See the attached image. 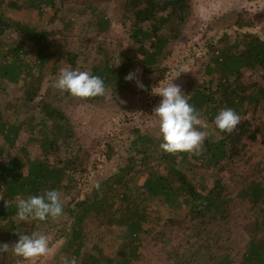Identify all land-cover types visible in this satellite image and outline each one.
Returning <instances> with one entry per match:
<instances>
[{
    "label": "trees",
    "instance_id": "obj_1",
    "mask_svg": "<svg viewBox=\"0 0 264 264\" xmlns=\"http://www.w3.org/2000/svg\"><path fill=\"white\" fill-rule=\"evenodd\" d=\"M116 2L122 6L120 21L129 33L127 48L118 57L121 64H116L115 56L102 54L99 62L86 68L89 72L81 85L73 82L62 89L66 96L96 102L109 92L118 99L134 91L132 71L137 67L142 69V93L166 78L168 68L163 65L169 47L181 38L193 0ZM45 8L51 22L62 24L57 40L48 31L13 18L21 11L37 10L43 15ZM110 9L101 0H0V40L5 30L12 29L15 35L14 46L0 51V79L21 83L20 103L26 113L29 107L38 109L35 123L9 120L0 112V260L13 250L36 251L42 243L41 228L60 221L69 225L59 236L66 243L61 261L51 264H133L141 259L147 226L180 224L173 219L162 223L159 204L171 212L184 211L186 219L208 227L227 224L232 206L240 201L250 211L246 244L238 257L229 250L212 252L208 264H264V157L254 162L244 142L257 140L254 126L259 117L264 125V76L261 82L245 81L246 72L264 75V25L256 30L254 19L241 13L227 25L229 34L205 41L201 76L178 90L159 137L136 130L127 163L116 175L98 182L85 199L79 198L87 171L85 153L76 142L70 119L60 109L42 99L35 104L41 81L21 54L30 57L32 52L24 50L30 42L38 48L33 63L40 69L52 60V72L62 65L71 71L83 66L79 63H86L87 55L69 45L62 49L57 42L83 15L90 16L84 26L87 32H107ZM6 10L13 16H5ZM1 86L0 81V90ZM24 129L32 134L19 147L17 157L12 151ZM187 130L196 135L183 138ZM31 144L39 147L40 157H32ZM240 162L249 165L246 170L238 169ZM214 170L217 174L229 171L235 188L231 190L217 176L211 181L200 173ZM90 221H104L115 229L120 244L112 258L98 246L96 254L84 251ZM204 241L212 247V239Z\"/></svg>",
    "mask_w": 264,
    "mask_h": 264
},
{
    "label": "rangeland",
    "instance_id": "obj_2",
    "mask_svg": "<svg viewBox=\"0 0 264 264\" xmlns=\"http://www.w3.org/2000/svg\"><path fill=\"white\" fill-rule=\"evenodd\" d=\"M101 5L111 6L108 12L111 25L107 32H87L84 26H87L90 16L83 15L76 19L73 30L66 32L61 41L57 42L62 49H67L66 46L69 45V48H79L80 52L87 55V62L79 63L83 66H77L71 71L70 67L62 65L56 72H52L50 70L52 60L46 69H40L39 65L33 63V56L38 48L30 42L24 47L25 51L32 52L30 57L21 54L34 77H39L41 81V89L35 104L46 101L60 109L70 119L76 142L85 153L87 171L83 174L84 185L79 195L80 199H85L87 192L90 194L98 182L116 175L127 163L131 143L137 138L136 130L155 138L159 137L160 129L167 117V108L177 97L178 90L190 79L201 76L205 41L214 35L229 34L230 28H227V25L233 24L236 15L240 13L247 19H254L256 30L264 25V0H193L192 14L181 38L169 47L170 55L163 65L168 68L164 80L154 84L148 93H142L140 92L142 69L137 67L132 71L133 92L130 90L118 99H113L109 92H105L100 101L87 102L66 96L62 89L73 82L81 85L89 72L87 70L89 66L99 62L103 58L102 54L115 56L116 64L119 66L121 59L118 57L128 44L129 33L123 26V21H120L122 6L116 0H101ZM43 12V15H39L37 10L21 11L13 16L6 10L5 16H13L22 23L36 25V28L48 31L50 37L57 40L62 24L58 21L51 22L50 11L46 8ZM14 36L12 29L3 32L0 51L5 52L8 47L14 46ZM79 38H82L83 42L79 41ZM262 76L263 73L258 75L246 72L245 81L261 82ZM0 81L3 88L0 90V112L9 120L18 119L23 122L28 120L35 123L38 109L33 111L32 106L26 113L23 103H20L23 97L21 83L16 85L1 79ZM41 99L43 101H40ZM259 118L254 126L258 132L257 140L244 141L247 144L246 151L253 157L254 162L264 157V125ZM31 134L28 129L22 131L17 146L12 151L14 156H21L19 147ZM192 135H196L193 130L181 134L183 138H190ZM28 150L32 157H40L37 145H29ZM51 157L55 159V155ZM248 166L247 163L240 162L238 169L246 170ZM200 173L210 176L211 181L217 176L231 190L235 188L229 171L222 174H217L215 170ZM206 183L208 184V181ZM69 201L70 198L66 199V202ZM157 208L162 223L173 219L180 220V224L174 227L147 226L148 232L140 247L141 259L133 264H208L212 252L217 254L229 250L234 251V255L238 257L248 240L247 220L250 211L249 205L245 202L234 203L227 224H212L208 227L199 226L196 221L186 219L184 211L171 212L161 204ZM56 223H58L56 226L52 223L41 228L42 243L36 251L23 253L13 250L12 253H5L2 256L0 264H51L61 261L66 238L59 236H62L69 225L60 221ZM85 237L84 251L88 253L96 254L94 247L98 246L106 256L112 258L119 248L120 241L115 229L106 227L104 221H90ZM207 237L213 240L211 248L204 241Z\"/></svg>",
    "mask_w": 264,
    "mask_h": 264
}]
</instances>
